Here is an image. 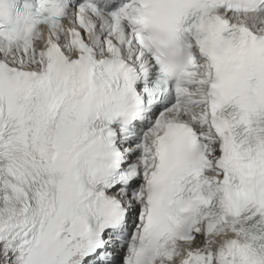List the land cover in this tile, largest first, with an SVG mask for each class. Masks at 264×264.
I'll list each match as a JSON object with an SVG mask.
<instances>
[{"label":"snow or ice","instance_id":"snow-or-ice-1","mask_svg":"<svg viewBox=\"0 0 264 264\" xmlns=\"http://www.w3.org/2000/svg\"><path fill=\"white\" fill-rule=\"evenodd\" d=\"M0 264H264V0H0Z\"/></svg>","mask_w":264,"mask_h":264}]
</instances>
